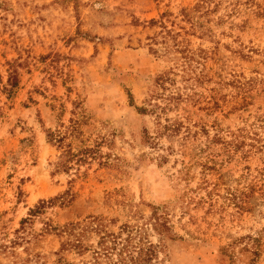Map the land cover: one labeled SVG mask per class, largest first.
<instances>
[{
  "label": "rangeland",
  "instance_id": "374dc122",
  "mask_svg": "<svg viewBox=\"0 0 264 264\" xmlns=\"http://www.w3.org/2000/svg\"><path fill=\"white\" fill-rule=\"evenodd\" d=\"M75 104L65 142L111 165L56 169ZM89 216L148 264H264V0H0V264H82L97 235L80 254L61 229Z\"/></svg>",
  "mask_w": 264,
  "mask_h": 264
},
{
  "label": "trees",
  "instance_id": "16d2710c",
  "mask_svg": "<svg viewBox=\"0 0 264 264\" xmlns=\"http://www.w3.org/2000/svg\"><path fill=\"white\" fill-rule=\"evenodd\" d=\"M170 33V31H167ZM177 35L173 34L175 37ZM171 48L168 47V51L166 53H170V49L174 52L184 53L185 48L178 46ZM12 69L9 72L8 77V87L6 88V92L8 95H11L12 89L18 84L17 70L14 68V65H11ZM185 72V70H183ZM75 108L80 109L79 117L70 118L68 125H60L64 130H61L60 127L55 130H47V140L53 145L61 150L59 155V160L56 162L55 167L57 170L69 171L73 165L80 166L82 164L88 163L89 160H97L100 166H109L110 156L103 155L100 152L99 146L103 141H94L93 146H84L74 151L71 143H66L65 140L68 137H78L81 134L79 129L80 125L85 121L86 116L84 114V107L80 104H75ZM141 112L147 111L146 107L139 108ZM149 111V110H148ZM74 113V112H73ZM147 141L152 144H157L156 136H147ZM221 175H219V178ZM72 194L69 192L65 193V196L62 197L61 203H70ZM240 207H242L241 204ZM32 211V210H31ZM153 219H154V227L156 226H165L163 222H161V216L158 212L157 207H153ZM24 220L21 221L23 223ZM133 227L129 225H122L120 227V231L117 233L110 231L108 229V224L106 222V218L103 216H89L85 220L69 222L63 226L61 229V234L66 233L67 237L61 244V250L74 249L78 253L83 254L88 251L87 248L83 244L82 238L87 234L94 232L98 240L96 242V246L91 250L90 259L83 262L82 264H148L152 258L155 256V245L151 244L148 241H144L139 233L138 239L135 240L134 232L132 231ZM126 235L123 237L122 233ZM250 238V237H249ZM13 241V242H12ZM17 240H11L12 243H17ZM249 251L246 247H243L240 251L245 252ZM227 254V251H225ZM234 252H229L228 256H233ZM58 254V252H56ZM251 254L256 256L257 251L254 247ZM36 262L39 264H48L45 261H38L40 255H36ZM251 259L250 261H252ZM51 264H73L69 263L62 256H58L57 259Z\"/></svg>",
  "mask_w": 264,
  "mask_h": 264
}]
</instances>
